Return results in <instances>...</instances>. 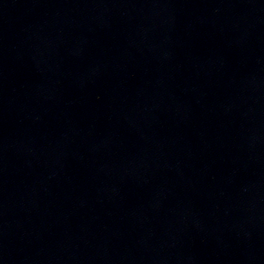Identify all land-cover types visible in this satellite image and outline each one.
Returning a JSON list of instances; mask_svg holds the SVG:
<instances>
[{
    "label": "water",
    "instance_id": "95a60500",
    "mask_svg": "<svg viewBox=\"0 0 264 264\" xmlns=\"http://www.w3.org/2000/svg\"><path fill=\"white\" fill-rule=\"evenodd\" d=\"M0 264H264V0H0Z\"/></svg>",
    "mask_w": 264,
    "mask_h": 264
}]
</instances>
